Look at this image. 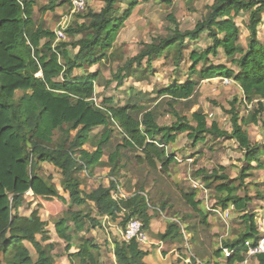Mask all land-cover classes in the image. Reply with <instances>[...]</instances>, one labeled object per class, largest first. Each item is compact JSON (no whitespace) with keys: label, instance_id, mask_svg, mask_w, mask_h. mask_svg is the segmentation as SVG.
<instances>
[{"label":"trees","instance_id":"1","mask_svg":"<svg viewBox=\"0 0 264 264\" xmlns=\"http://www.w3.org/2000/svg\"><path fill=\"white\" fill-rule=\"evenodd\" d=\"M38 1L0 0V264H54L51 246H43L37 240L40 236L48 238L47 224L41 220L38 210H32L28 216L19 212L27 192L34 198L58 200L68 207L65 215L54 223V230L57 238L66 243L76 240L77 251L67 256L70 264L99 263V246L92 239L78 235L101 229L100 217L119 218L121 229L128 222L138 220L143 230H148L154 218L148 214L144 198L136 193L127 199L114 200L111 192L116 185L122 187L114 178L107 187L100 185L90 193L81 189L79 174L92 176L103 165L104 150L114 128L123 138V148L138 153V159L150 167L159 164L163 171L176 163L177 156L167 149L176 144L179 135L186 134L193 146L204 144L206 136L237 144L243 152L245 166L235 179L226 176L221 168V173L213 170L211 176L203 177L205 190L210 187V179L216 181L215 200L208 196L210 211L204 206L203 212L216 214L231 208L240 216L245 225L243 232L222 243L214 255L225 264L242 263L247 250L245 242L254 247L260 237L255 216L246 211L249 199L239 196V192L244 189V180L251 176L249 172L262 169L264 145L249 141L235 104L228 112L230 132H226L219 130L215 122L208 125L206 117L199 112L191 115L192 125L171 110L175 122L159 126L154 112L143 108L142 94L134 93L131 87L123 90L128 93L122 104L114 97L96 102L95 87L100 76L98 72L89 73L88 69L111 58L117 34L139 5L138 0H97L102 4L98 12L87 10L86 6L76 15H81L83 22L70 25L65 31L68 42L55 41L54 32L35 23L33 14ZM68 1L71 0H48L40 12H53ZM156 1L167 6L172 3V0ZM242 14L248 15L245 47L239 43L240 30L235 23ZM263 14L264 0H213L192 30L181 32L173 24L168 36L145 44L143 50L117 69L112 80L120 89L129 78L149 76L153 62L168 59L171 52H174L172 61L178 78L183 49L190 43L193 48L187 57L190 62L187 77L183 82L173 80L158 90V97H166L172 103L187 101L201 81L217 77L229 79L239 86L248 104L258 101L257 111L252 115L256 123L263 110L260 101L264 100V45L258 39ZM167 20L175 23L171 15ZM201 42L204 47L196 48ZM220 55L237 71L222 64L214 65L210 59ZM96 130L101 132L97 138L93 134ZM87 145L93 150L89 151ZM117 150L107 157L110 176L118 163ZM44 165L52 166L59 173L63 196L55 188L53 177L42 174ZM195 197L193 192L184 195V200L193 211L200 213V203L195 202ZM89 205L97 216L85 210ZM204 219L202 216V223ZM179 232L176 224L169 223L164 233L156 237L172 242L179 238ZM25 244L31 246L35 256ZM66 249H70L69 244ZM222 249L230 251L228 258H224ZM145 255L134 241L113 242L115 264H144ZM255 260L257 264H264V254Z\"/></svg>","mask_w":264,"mask_h":264},{"label":"rangeland","instance_id":"2","mask_svg":"<svg viewBox=\"0 0 264 264\" xmlns=\"http://www.w3.org/2000/svg\"><path fill=\"white\" fill-rule=\"evenodd\" d=\"M212 3L213 0H172L171 5L167 6L159 4L156 0H138L139 5L134 9L131 17L124 23L117 34L111 58L90 69L91 72H98L100 76L96 84L95 98L97 101H101L103 98L114 97L117 103L122 104L127 99L126 93H128V91L123 90L131 87L134 89V93L142 94L144 98L142 103L143 108L147 112H154L159 126H170L175 122L171 110L178 113L179 116L185 117L192 125L194 123L191 120V115L194 112H199L206 117L208 125L215 122L219 130L226 132H230V115L228 112L232 105L235 104L234 108L238 112L239 118L243 119L242 126L249 141L252 144L264 145V103H261L263 110L257 116V122L254 123L252 115L257 111L256 105L253 104L250 108H245L240 104L242 91L234 82L225 85L221 81L223 79L221 77L201 81L193 97L187 101L172 103L166 97H158L156 94L158 90L173 80L179 79L183 82L187 77L186 70L190 66L187 57L193 48L190 43L183 49V59L180 61V76L178 78L175 77L176 71L172 61L174 52H171L168 59L153 62V72L149 76H137L135 79L133 77L129 78L125 80L124 85L120 89L116 87V82L112 80V76L117 69L125 61L143 50L145 44L150 43L152 39L168 36L170 30L174 27L173 24H176L181 32L192 30L196 22L206 14L207 8ZM47 4L48 0L37 2L33 20L45 30L54 32L59 16L68 11L70 3L68 1V3L58 7L55 11L42 14L40 9ZM86 4L87 10L94 12L99 11L102 7V4L97 0H86ZM168 15L172 16L175 23L167 20ZM79 16H75L73 19L74 23L72 21L70 25L81 24L83 19L81 15ZM247 20V14H242L235 19V23L240 30L239 43L243 47L246 46L248 38L246 29ZM261 20L262 23L258 27V39L264 45V14ZM68 40L66 37L64 41L68 42ZM200 47H204L203 42L199 43L196 48ZM210 60L214 65L222 64L226 68L237 71L222 55ZM110 81L112 83L107 85L106 83ZM19 96L20 94L17 95V97ZM170 105L173 109H171ZM100 133V130L93 132L96 138ZM122 140V136L114 128L107 147L104 150L103 165L95 169L92 176H87L84 173L79 174L83 192L90 193L100 185L106 187L108 186L107 182L111 178H114L129 195L144 193L150 205V208L146 205L148 214L158 220L156 223L160 224V228L166 229L169 223L176 224L179 230H181L180 225L184 227L186 234L189 235V241L186 244L188 249L185 247V240L183 238H180L178 245L185 248L184 256L191 253L203 261L204 264H210L212 259H214V252L220 248L222 243L230 242L239 233L243 232L245 225L240 216L235 211H232L231 208L226 210L228 211L226 221H223L220 217L221 212L219 214L204 213V206H206L204 195L200 189L195 190L194 186L200 185L204 188L205 182L203 181V177L211 176L210 174L213 170L221 173L222 171L219 168L230 179L237 178L241 169L245 166L242 159L243 152L234 141L211 136H206L204 144L199 143L193 146V143L187 140L186 134H183L177 137V142L174 146L168 147L167 152H173L182 160L191 156L192 162L172 163L166 171H163L159 164L154 168L140 161L138 153L122 147ZM90 146L87 145L86 148L92 151L93 149ZM117 147H119L118 150ZM116 150L118 163H116L117 166L115 167L114 174L110 176L107 157ZM262 163V169L256 168L249 172L251 176L244 180V189L239 192V196H246L249 199L246 211L255 216L256 226L257 218L263 213L264 199H260V196L264 195V157L262 158ZM42 167V174L44 176L50 174L53 177L55 188L63 196L64 193L60 187L61 178L59 173L50 165ZM201 172L205 174L202 175ZM209 185L210 187H207V197L209 196L211 200H215L213 187L216 185V181L210 179ZM193 192L196 195L195 202L200 203L198 207L200 213L193 211L184 200V195H191ZM30 199L29 197L24 198L23 206L19 210L21 215L28 216L33 209L32 206L36 200L32 201ZM162 205L164 209H162ZM34 206V208H38L41 220L46 222L48 227H53L54 223L59 218H62L68 210V207L58 200L43 201L41 204ZM73 209L76 210L75 207ZM85 210H89L94 216H97L92 205L86 207ZM201 215L205 218V222L203 223ZM102 218L100 217L99 219L100 223H103ZM105 229L108 234H112V227L110 228L108 224H105ZM101 230L104 229H91L89 236L92 237L86 238L93 239L94 234L97 237L102 236L99 234ZM100 233L104 236L106 235L104 231ZM40 240L44 243L47 241L45 237H41ZM25 246L30 250L31 255L35 256L31 246L29 244H25ZM51 248V251L54 252L51 255L53 256L54 263L66 264L63 260H59L61 256H64L62 248L56 244L51 245ZM183 251L184 249H181V252ZM218 264H225V262H219ZM248 264H255V260L251 259Z\"/></svg>","mask_w":264,"mask_h":264},{"label":"crops","instance_id":"3","mask_svg":"<svg viewBox=\"0 0 264 264\" xmlns=\"http://www.w3.org/2000/svg\"><path fill=\"white\" fill-rule=\"evenodd\" d=\"M55 10H57V8ZM90 69H88L89 73L91 72ZM95 90H96V87H95ZM94 98H95V96H94ZM95 101L100 102V100L97 101L96 98H95ZM113 180H114L113 178L110 179V181H113ZM109 182H107V184H109ZM25 197L31 198L30 200H32V201L36 200L34 205L41 204L43 201H45V200L40 199V198H34L33 196H30V195H24V198ZM34 205L32 206L33 207L32 210H34V209L38 210V208H34L35 207ZM103 221H104V218H102V222ZM156 221H158V220H156L155 218L152 219V221L150 222L149 228L146 231L149 242L147 244H143V245L139 246V249L146 253L145 257L142 258V262L144 264H190V263H188V261H190L191 264H194L193 258H195V257L193 256V258L190 259L189 254L187 256H184L185 255V248H182L181 245L178 246L180 243V238H183V236L181 235L183 231L185 232L184 237L187 240L185 242V247H187L186 244H188V241H189V235L186 234L184 227L182 225H180L181 230L179 232V235H180L179 238L175 239L172 242H163V241H160L156 236L158 234L164 233V231L166 229L160 228V226H159L160 224L158 225L156 223ZM106 224H108L110 226V228L112 227V230H111L112 234H108L107 230L105 229V230H101V231L105 232V234H106L105 236L102 233H100L101 231H99V234L102 236L97 237L96 234H94L93 239L92 238H86V237H92V236H89L90 231H88L85 233L84 232L80 233L78 235V237H84L86 239H92L94 241V243L99 246V256L100 257H99V261H98L99 263L98 264H115V260H114V256H113V242L115 240H119L120 219L117 218L116 220H111L108 218ZM46 230L48 232L47 233L48 238H46L47 241L45 243L42 242L40 240L41 236L38 237L37 240L40 241L43 246H47V245L51 246L53 244L58 245V247L62 248V252L64 253V256H61L59 258V260L60 261L63 260V262H65L66 264H70L68 262L67 256H68V254H73L77 251L76 240L74 239L72 243H66V242L58 239L56 234H55L54 226L53 227L47 226ZM185 238H183V239L185 240ZM68 244L70 246V249L67 251L66 247L68 246ZM181 249H184V251L181 252ZM53 253L54 252L51 251L52 255H53ZM251 259L255 260V258H251ZM251 259L248 260L247 264L249 263V261ZM219 262H221V259H217L215 256H214V259H212V261H211V263H219ZM251 263H252V261H251ZM255 264H257L256 260H255Z\"/></svg>","mask_w":264,"mask_h":264},{"label":"built area","instance_id":"4","mask_svg":"<svg viewBox=\"0 0 264 264\" xmlns=\"http://www.w3.org/2000/svg\"><path fill=\"white\" fill-rule=\"evenodd\" d=\"M86 0H71L69 4L68 11L64 14H61L58 19V24L56 29L54 30V36H55V41H64L66 38L65 31L67 28L70 26L71 22L73 21L74 17L82 13L86 9ZM225 85H228L229 83H233L232 80L229 79H221ZM241 104L245 108H250L253 104L257 105L258 101L255 100L252 103L248 104L245 98L242 95V98L240 99ZM260 103H264V100H261ZM175 162L178 164H181L182 162L185 163H191L192 160L187 158L185 160H182L181 158L175 157ZM195 189H200L202 194L204 195V200H205V208L206 210L210 211L208 202H207V190H205L203 187L200 185L194 186ZM25 195H30L32 196L31 192H27ZM140 196L144 198V204L147 205L148 208H150V205L148 203V198L144 193H140ZM133 195H129L126 193L119 185H116V188L114 191L111 192V197L114 200H120V199H127L129 197H132ZM221 212V213H220ZM216 213H220V217L222 218L223 221H226L227 216H228V211H217ZM104 221L102 223V228L105 230V224L107 222V217H103ZM257 232L259 234V240L257 242V245L252 247L250 242H245L244 247H246V254H245V259L242 263L240 264H247L248 260L251 258H255L258 255L264 254V203H263V213L257 218ZM183 238H185V232L183 231L182 234ZM120 242L123 243H129V242H136L139 246L143 244H147L149 242L147 233L145 230H143V226L140 221L138 220H132L128 222L124 228H120L119 230V240ZM185 238V242H186ZM188 248V246L186 247ZM221 248V246H220ZM230 251L228 249H222V255L224 258H228L230 256ZM190 259L193 258V255L190 253L189 254ZM194 264H203L200 262L198 259L193 258ZM188 263L191 264L190 261Z\"/></svg>","mask_w":264,"mask_h":264}]
</instances>
